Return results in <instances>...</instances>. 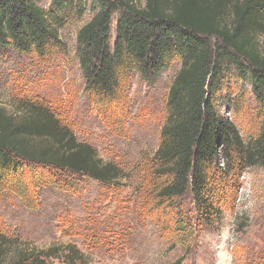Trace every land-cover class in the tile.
<instances>
[{"label": "trees", "instance_id": "obj_1", "mask_svg": "<svg viewBox=\"0 0 264 264\" xmlns=\"http://www.w3.org/2000/svg\"><path fill=\"white\" fill-rule=\"evenodd\" d=\"M87 7L92 16L77 31L75 56L83 92L97 111L122 107L134 74L150 85L174 61L179 64L166 95L159 145L138 164L139 193L154 201L152 208L189 194L196 217L210 222L214 213L219 224L208 194L213 171H220L215 186L220 198L229 193L236 170L264 168V111L256 135L244 141L215 107L227 71L250 84L264 109V41H259L264 0H144L143 6L130 0H49L48 7L38 0H0V48L47 61L55 52L64 54L58 30L80 19ZM14 103L11 112L0 106V196L10 192L26 208L37 209L43 186L70 190L84 177L115 186L126 178L120 164L103 161L91 144L76 138L61 106L27 97ZM57 173L75 179L66 185L53 178ZM187 229L191 225L179 231L187 234ZM82 233L84 241H97L92 229L85 226ZM110 233L117 238L110 246L122 247L126 229ZM83 258L74 244L39 249L0 231V264H52L53 259L78 264ZM179 263L180 258L173 264Z\"/></svg>", "mask_w": 264, "mask_h": 264}, {"label": "rangeland", "instance_id": "obj_2", "mask_svg": "<svg viewBox=\"0 0 264 264\" xmlns=\"http://www.w3.org/2000/svg\"><path fill=\"white\" fill-rule=\"evenodd\" d=\"M130 1L144 4V0ZM38 3L48 7L49 0ZM91 16L87 7L80 19L58 30L66 51L55 52L48 61L0 48V106L14 111L16 97L61 106L63 120L71 124L76 138L91 144L103 161L120 164L127 176L117 182L119 186H103L86 177L70 190L43 186L37 193V209L26 208L18 196L5 191L0 196V231L39 249L74 244L84 254L78 264H173L179 258V264H264L263 167L236 170L233 179L229 177V193L220 198L215 189L220 171H213L208 194L220 213L219 224L214 213L213 223L198 219L189 194L152 208L154 201L139 193L138 164L147 161L159 145L166 95L179 64L174 61L150 85L134 74L122 107L97 111L83 92L75 56L77 31ZM224 74L226 85L221 86L215 107L248 141L256 135L264 109L252 96L250 84L227 71ZM52 176L66 185L75 179L62 173ZM190 225L187 234L179 231ZM85 226L97 234L96 242L94 238L84 241ZM123 228V246H110L117 241L110 231ZM52 264L65 263L53 259Z\"/></svg>", "mask_w": 264, "mask_h": 264}]
</instances>
